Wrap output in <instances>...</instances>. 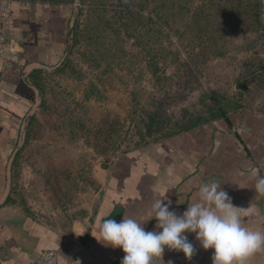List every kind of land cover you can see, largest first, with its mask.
I'll use <instances>...</instances> for the list:
<instances>
[{
    "label": "rangeland",
    "instance_id": "1",
    "mask_svg": "<svg viewBox=\"0 0 264 264\" xmlns=\"http://www.w3.org/2000/svg\"><path fill=\"white\" fill-rule=\"evenodd\" d=\"M248 1L264 8V0ZM190 2L183 0L181 10L158 9L168 20L162 26V20L148 19L156 16L152 8L161 6L158 0L143 8L137 0L131 7L144 16H127L125 25L109 11V24L98 22L89 9L95 1H70L81 35L75 42L70 32L65 61L44 77L46 109L38 106L32 114L41 120L39 138L27 147L25 135L17 139L10 171L17 203L41 214L59 210L65 215L92 188L94 165H107L114 158L111 151L117 155L143 147L191 117L206 116L211 91L225 108L239 100L246 110L264 113V13L257 21L251 13L241 15L236 29L228 28L218 45L208 48L189 20ZM249 72L258 74L249 81ZM149 112H158L162 123L151 136ZM54 170L63 173L57 181L64 195L47 184L45 175Z\"/></svg>",
    "mask_w": 264,
    "mask_h": 264
},
{
    "label": "crops",
    "instance_id": "2",
    "mask_svg": "<svg viewBox=\"0 0 264 264\" xmlns=\"http://www.w3.org/2000/svg\"><path fill=\"white\" fill-rule=\"evenodd\" d=\"M5 2L10 17L0 54V264H32L48 249L58 252L60 264H121L124 252L96 239L109 213L117 208V222L130 217L142 223L155 200L165 196L164 203L179 215L199 201L204 182L220 184L239 207L244 226L264 231V195L255 190L264 177V113L253 110L231 113L230 125L220 118L122 151L105 167L94 165L92 188L65 215L17 203L10 171L19 126L40 103L30 76L56 71L65 61L74 10L61 0H0V7ZM143 227L159 231L155 218ZM186 235L195 248L191 259L165 247L163 262L154 264H212L213 250H204L195 233ZM245 264H264V251Z\"/></svg>",
    "mask_w": 264,
    "mask_h": 264
},
{
    "label": "clouds",
    "instance_id": "3",
    "mask_svg": "<svg viewBox=\"0 0 264 264\" xmlns=\"http://www.w3.org/2000/svg\"><path fill=\"white\" fill-rule=\"evenodd\" d=\"M255 190L264 195V177L256 180ZM164 199L161 196L155 200L148 212L147 220L155 218L159 231H146L143 223L147 220L141 223L123 217L117 222L109 218L101 223L96 239L106 246L119 247L125 254L121 264H154L155 259L163 262L165 247L191 259L195 248L186 233H195L204 250H213L212 264H245L249 257L264 251V231L244 226L239 207L232 204L219 183H202L199 201L179 215Z\"/></svg>",
    "mask_w": 264,
    "mask_h": 264
},
{
    "label": "trees",
    "instance_id": "4",
    "mask_svg": "<svg viewBox=\"0 0 264 264\" xmlns=\"http://www.w3.org/2000/svg\"><path fill=\"white\" fill-rule=\"evenodd\" d=\"M64 1V0H61ZM72 1V0H70ZM68 1V2H70ZM95 1V5L91 4L89 5V9L94 11V15L98 19L97 21L101 23H107V17H108V11L111 14V17L114 18L116 21L121 22L122 25H125L126 22L123 20L127 16H135V17H143V12L138 9L136 11L135 8L131 6H137L135 0H92ZM157 0H142V5H140L141 8H143L146 4L149 2H155ZM159 4L161 6H154L152 10L157 13L156 11L158 9L167 11V10H173L175 8H178L181 10L182 2L183 0H158ZM80 4L85 5V0H80ZM193 2V0H192ZM192 2H190L187 7L191 9L192 16L189 20H192L194 23L197 24L198 27V35L201 40L205 43L206 47H215L218 45V40L223 38V33L226 32V30L229 28L230 30L236 29L237 25V19L241 15L246 14H253L255 17V21L258 20L259 16L263 15L264 8L262 5L256 4L252 5L250 4V1L246 0H198V4L193 5ZM263 2V1H262ZM184 3L186 4V0H184ZM106 5L110 6V9L106 7ZM181 5V6H179ZM148 14V13H147ZM260 16V17H261ZM148 19L158 22L160 20L163 21L161 24L162 26L168 25V20L165 21L163 14H156V16H148ZM78 22L75 19L74 24L71 28V33L73 34V39L75 42L79 41L78 35H81V32L78 31ZM80 32V33H79ZM77 35V36H76ZM62 66V65H61ZM51 73V72H50ZM250 77L246 78L247 80H252L253 76H256L258 73L256 72H249ZM47 75V74H46ZM46 75H43L41 72H36L30 76V79L32 83L37 87L39 90L40 96H41V102L39 104V109L41 112H43L46 109L47 100L43 97L44 90H43V81L44 77ZM210 99V104H208L206 108V116L200 115L197 117H191L186 122L180 123L177 126L176 130H170L169 132H161V136L155 138L152 142H156L168 137H171L173 135H176L181 132L189 131L195 127H198L202 124L212 122L214 120L223 118L226 120V122L230 125V119L229 115L234 112H239L242 110H246L245 106L242 105L241 101L237 100L232 103H235L231 108H225V104L221 102L220 99H218V96L215 92L211 91V93L208 95ZM222 103V104H221ZM158 112H149L148 114V123L146 125L147 128V135L151 136L153 132L155 131H161L162 130V123L160 120L157 119ZM41 120L37 116H31L28 119V122L25 127L24 131V142L23 146L27 147L29 146L33 141L38 139L39 137V131L42 129ZM84 125L79 126V130L82 132L84 131ZM87 134H92V129H85ZM102 131L99 130L98 134H101ZM75 138H70V140H73ZM94 147H97V144L94 145ZM132 149L124 150L125 152H129ZM107 150L99 151L101 154L107 153ZM110 155L113 157H116L115 151H111ZM14 160V159H13ZM13 162V161H12ZM105 167L106 164H103ZM11 170H13V165L11 166ZM63 175L62 172H57L54 170L48 175H45L47 179V184L52 187V189L56 190V193H59L60 195H64V192L60 190L59 183L57 179ZM18 176V173L16 174V177ZM118 209H114V211L111 213V215L108 218L111 219H117L118 218Z\"/></svg>",
    "mask_w": 264,
    "mask_h": 264
},
{
    "label": "built area",
    "instance_id": "5",
    "mask_svg": "<svg viewBox=\"0 0 264 264\" xmlns=\"http://www.w3.org/2000/svg\"><path fill=\"white\" fill-rule=\"evenodd\" d=\"M10 17V4L5 2L0 7V54H2L4 47L7 44L6 24ZM28 122V117L23 119L19 126L20 137L24 135L25 127ZM32 264H60L58 259V252L53 249L42 251L32 262Z\"/></svg>",
    "mask_w": 264,
    "mask_h": 264
},
{
    "label": "water",
    "instance_id": "6",
    "mask_svg": "<svg viewBox=\"0 0 264 264\" xmlns=\"http://www.w3.org/2000/svg\"><path fill=\"white\" fill-rule=\"evenodd\" d=\"M102 190H100L99 195L101 194Z\"/></svg>",
    "mask_w": 264,
    "mask_h": 264
}]
</instances>
